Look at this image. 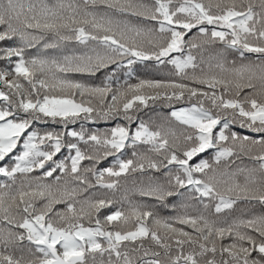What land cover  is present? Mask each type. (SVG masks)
<instances>
[{
    "label": "snow or ice",
    "instance_id": "obj_1",
    "mask_svg": "<svg viewBox=\"0 0 264 264\" xmlns=\"http://www.w3.org/2000/svg\"><path fill=\"white\" fill-rule=\"evenodd\" d=\"M0 264H264V0H0Z\"/></svg>",
    "mask_w": 264,
    "mask_h": 264
},
{
    "label": "trees",
    "instance_id": "obj_2",
    "mask_svg": "<svg viewBox=\"0 0 264 264\" xmlns=\"http://www.w3.org/2000/svg\"><path fill=\"white\" fill-rule=\"evenodd\" d=\"M141 75H144V73H141ZM168 112H169V109L167 107L157 106L155 108V110L146 109L140 115L143 116L145 119H147L148 117L144 113H150L153 119H158L161 122H163L166 119ZM111 126H112V122H108V123L100 122L98 125H96L94 127H99L100 129L103 130V129H107ZM53 127H55V126H53ZM236 130H238L242 133L244 131V130H240V129H236ZM245 162H247L246 159H245ZM137 198L138 197H133V199H137Z\"/></svg>",
    "mask_w": 264,
    "mask_h": 264
}]
</instances>
